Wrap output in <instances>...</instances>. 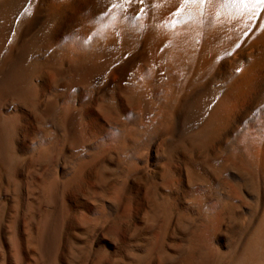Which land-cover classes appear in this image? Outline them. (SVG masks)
<instances>
[{"label": "bare ground", "instance_id": "6f19581e", "mask_svg": "<svg viewBox=\"0 0 264 264\" xmlns=\"http://www.w3.org/2000/svg\"><path fill=\"white\" fill-rule=\"evenodd\" d=\"M0 264H264V4L0 0Z\"/></svg>", "mask_w": 264, "mask_h": 264}, {"label": "snow or ice", "instance_id": "6c2138e0", "mask_svg": "<svg viewBox=\"0 0 264 264\" xmlns=\"http://www.w3.org/2000/svg\"><path fill=\"white\" fill-rule=\"evenodd\" d=\"M141 2H142V0H141ZM257 2L260 4H264V0H257Z\"/></svg>", "mask_w": 264, "mask_h": 264}]
</instances>
